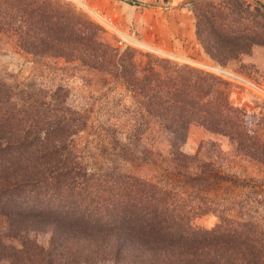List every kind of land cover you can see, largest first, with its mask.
I'll return each mask as SVG.
<instances>
[{
  "label": "trees",
  "instance_id": "16d2710c",
  "mask_svg": "<svg viewBox=\"0 0 264 264\" xmlns=\"http://www.w3.org/2000/svg\"><path fill=\"white\" fill-rule=\"evenodd\" d=\"M232 10L237 31L228 35L216 30L214 40L203 35L199 11L194 10L200 42L222 65L255 45L264 46V31L257 21L264 20V10L250 3L247 13ZM207 12L213 28L211 19L217 13ZM17 21L20 24L15 25ZM91 30L98 28L55 0H0V38L2 34L16 37L26 52L37 56L83 58L90 66L125 80L146 104L161 134L168 136L175 153L171 160L180 172L169 177L170 183L180 185L182 175L203 178L205 183L210 178H228L216 170L215 162L204 163L200 170L197 156L180 150L192 124L228 136L253 161L264 164L262 128H253L249 117L234 105L229 81L172 60H150L148 67L141 68L131 58L117 59L119 50L110 48L112 54L106 53ZM75 44L86 50L85 57L82 50L76 53ZM26 88L0 80V205L5 211L15 207L8 211L15 221L13 232L44 230L51 235L47 246L27 241L13 246L0 240V260L6 258L10 264H264L262 218L242 211L223 214L202 195L185 196L173 186L126 177L114 168L94 174L92 180L65 144L85 128L87 114L69 106L61 88L51 94ZM253 119L258 126L264 124ZM134 133L140 140L144 131L134 129ZM20 176L27 178L20 181ZM189 198L191 203H185ZM178 199L195 216L219 211L220 222L212 229L192 224L190 210L178 207Z\"/></svg>",
  "mask_w": 264,
  "mask_h": 264
},
{
  "label": "rangeland",
  "instance_id": "374dc122",
  "mask_svg": "<svg viewBox=\"0 0 264 264\" xmlns=\"http://www.w3.org/2000/svg\"><path fill=\"white\" fill-rule=\"evenodd\" d=\"M55 1L95 25L98 30H91V34L95 33L93 40L96 43H104L101 48L109 55L112 54L111 49L113 52L119 50L117 59L131 58L140 64L141 68L148 67L147 63L150 60L157 59L172 60L201 70L204 69L199 67V64L216 65L218 63L205 48L198 55L195 53L189 56L183 55L184 59L171 57L169 50L165 47L166 40L153 29V26L159 22L155 3L143 0H83L95 11L112 16L122 28L127 27L132 21L137 29L138 38L148 48H153L146 50L144 48L123 49L115 36L108 33L72 1ZM240 1L243 3H237L238 0H193V11H199L203 35L214 40L216 30L228 35L236 32L239 24L233 19V8L245 11L246 5L250 3L264 10V0ZM207 11L217 13L215 15L218 18L213 16L211 19L214 23L213 28L209 24L210 15ZM245 13H243L244 16H246ZM220 14L222 18H219ZM257 21L264 31V20L257 18ZM243 22L251 26L255 25L253 20L244 19ZM18 24L20 21L15 22V25ZM108 44L109 47H106ZM75 46H77L76 53L80 54L82 50L81 55L85 57L86 50L81 49L80 45L75 44ZM131 55L134 57H130ZM253 58H256L257 62L253 61ZM223 62L225 64L223 66L229 70L243 75L264 88V46L255 45L249 53ZM139 73L143 76L147 72L145 70ZM0 80L11 86H23L27 87V90L41 91L43 94H45L44 91L51 94L61 88L62 94L65 91L67 104L87 114L85 128L71 135L65 144L72 149L75 160L85 166L87 175L92 180H94L92 178L94 174H104L114 168L126 177L133 175L136 178L158 181L168 187L173 186L174 190L181 191L185 196L202 195L204 200L212 201V203L208 202V205L226 212L223 214L232 215L233 212L242 211L246 215H257L264 221V164L253 161L247 156L245 151L237 147V141L231 140L226 135L212 132L202 125L192 124L188 139L180 150L189 156H197L195 163L200 165V170L204 163L215 162L216 170L226 174L228 178H210L205 183L203 178L182 175L179 176L180 185L170 183L169 177L180 172H177L178 168L174 167L175 163L171 160L175 157L173 156L175 153L169 147L168 136L161 134L158 125L150 118L146 104L141 102L140 97L135 96L125 80L116 73L94 68L83 58L33 55L20 46L16 37L11 38L2 34ZM226 81H229L231 85L232 102L249 117L253 128H262L260 132L264 138L263 122L258 126L253 119L258 118L264 121V95L255 86ZM134 129H143L144 133L140 140L135 133L132 135ZM26 178L18 177L20 181ZM191 200L193 199H186L185 203L190 204ZM246 200L247 203H245ZM182 201L178 199L177 206L183 210H190L192 224L212 229L220 222L219 211L195 216L192 213L193 209ZM13 209L15 211V207L11 205L5 211V207L0 205L1 242L21 246L23 241H27V243L37 242V245L47 246L51 235L48 231L13 232L15 221L9 217L8 212L9 210L13 212ZM11 227L13 229H10ZM0 264H10V261L2 258Z\"/></svg>",
  "mask_w": 264,
  "mask_h": 264
},
{
  "label": "crops",
  "instance_id": "0c3cea01",
  "mask_svg": "<svg viewBox=\"0 0 264 264\" xmlns=\"http://www.w3.org/2000/svg\"><path fill=\"white\" fill-rule=\"evenodd\" d=\"M155 3L157 19L153 29L166 40L165 47L171 57L184 59L183 55L200 54L204 47L197 36V18L193 0H143ZM257 62L256 58H253Z\"/></svg>",
  "mask_w": 264,
  "mask_h": 264
},
{
  "label": "built area",
  "instance_id": "2783aa9c",
  "mask_svg": "<svg viewBox=\"0 0 264 264\" xmlns=\"http://www.w3.org/2000/svg\"><path fill=\"white\" fill-rule=\"evenodd\" d=\"M80 7L84 12H86L95 22H97L102 28H104L108 33L112 34L116 37V39L120 42L121 47L125 48H144L152 50L153 48H148L137 35V29L132 21L127 25V27L122 28L118 25L115 19L107 14H104L100 11H95L90 6L85 4L83 0H69ZM199 67L202 69L211 72L217 76H220L226 80L235 81L239 83H245L252 86H255L259 89L264 95V88L254 83L250 79L244 77L243 75L229 70L226 66H223L219 62L216 65L211 64H199ZM219 69V70H217Z\"/></svg>",
  "mask_w": 264,
  "mask_h": 264
}]
</instances>
